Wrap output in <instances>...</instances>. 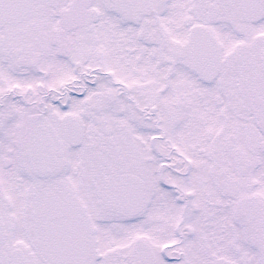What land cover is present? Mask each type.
Masks as SVG:
<instances>
[{
	"label": "snow or ice",
	"instance_id": "snow-or-ice-1",
	"mask_svg": "<svg viewBox=\"0 0 264 264\" xmlns=\"http://www.w3.org/2000/svg\"><path fill=\"white\" fill-rule=\"evenodd\" d=\"M0 264H264V0H0Z\"/></svg>",
	"mask_w": 264,
	"mask_h": 264
}]
</instances>
